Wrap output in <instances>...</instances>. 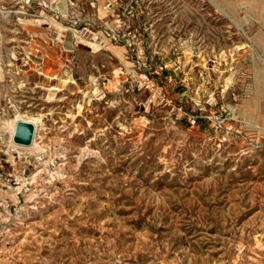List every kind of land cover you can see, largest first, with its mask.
<instances>
[{
	"label": "rangeland",
	"instance_id": "374dc122",
	"mask_svg": "<svg viewBox=\"0 0 264 264\" xmlns=\"http://www.w3.org/2000/svg\"><path fill=\"white\" fill-rule=\"evenodd\" d=\"M128 1L127 53L0 0V264H264V0Z\"/></svg>",
	"mask_w": 264,
	"mask_h": 264
},
{
	"label": "built area",
	"instance_id": "2783aa9c",
	"mask_svg": "<svg viewBox=\"0 0 264 264\" xmlns=\"http://www.w3.org/2000/svg\"><path fill=\"white\" fill-rule=\"evenodd\" d=\"M62 1H70L74 9V0H53L52 5L56 4V8L51 10L56 19H65V32H70L77 43L95 47L98 51H107L111 46L122 47L127 53L138 49L140 33L131 22L142 19L144 15L137 13L128 0H104L103 7L93 15L87 14L85 9H76L64 15L58 8ZM88 1L95 9L100 0ZM50 7L46 9L50 11Z\"/></svg>",
	"mask_w": 264,
	"mask_h": 264
},
{
	"label": "water",
	"instance_id": "95a60500",
	"mask_svg": "<svg viewBox=\"0 0 264 264\" xmlns=\"http://www.w3.org/2000/svg\"><path fill=\"white\" fill-rule=\"evenodd\" d=\"M36 131L35 124L26 120L17 121L12 137L13 144L20 147H31L35 140Z\"/></svg>",
	"mask_w": 264,
	"mask_h": 264
},
{
	"label": "bare ground",
	"instance_id": "6f19581e",
	"mask_svg": "<svg viewBox=\"0 0 264 264\" xmlns=\"http://www.w3.org/2000/svg\"><path fill=\"white\" fill-rule=\"evenodd\" d=\"M20 120L29 121V122L37 125V127H38V123H39V121H37L35 119H32V118H26L25 116H23L21 114H17L16 117L13 120L7 122V124H8L7 128H8L9 135H10V143L13 145V147H17L16 145L13 144L12 137H13V134H14L16 123H17V121H20ZM36 147H37V144H36V141H35L34 145H33V149H35Z\"/></svg>",
	"mask_w": 264,
	"mask_h": 264
}]
</instances>
